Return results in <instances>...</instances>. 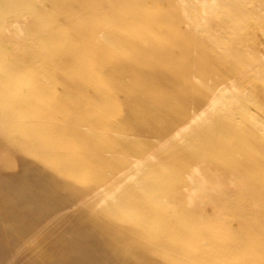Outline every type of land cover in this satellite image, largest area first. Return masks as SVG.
Masks as SVG:
<instances>
[{"label": "bare ground", "instance_id": "1", "mask_svg": "<svg viewBox=\"0 0 264 264\" xmlns=\"http://www.w3.org/2000/svg\"><path fill=\"white\" fill-rule=\"evenodd\" d=\"M47 6L63 8L55 7L60 13L54 16ZM262 18L261 0H0V242L21 246L37 236L31 260L43 264H198L203 255L212 258L210 249L197 245L207 235L190 232L208 219L184 207L196 195L207 206L224 201L223 189L214 187L218 180L214 185L207 175L211 164L228 172L221 178L235 190L257 194L252 175L264 176V135L250 130L246 137L235 120L244 110L240 100L252 95L244 94L242 79L264 84V70L253 73V61L264 56L250 54L256 41L245 34L247 22ZM177 107L179 118L173 116ZM110 130L153 135L161 147L149 138L136 147L130 143L137 138L128 136L126 144L120 140L125 147L119 139L118 145L102 142L107 153L151 146L167 155L144 149V160L129 158L121 172L109 167L115 171L109 180L105 172L92 179L96 168L85 161L87 150L83 160L79 148L67 144L82 141L81 149H88L86 140L107 139ZM8 152L23 155L15 158L18 170L8 164ZM105 154L95 159L114 156ZM86 181L89 186L75 189ZM174 182L181 190H173ZM132 184L142 185L152 202L147 209L132 203L143 195L133 197ZM179 193L187 199L173 201ZM175 205L185 211H171ZM239 221L246 226L243 216ZM191 248L187 258L183 252ZM226 251L234 261L237 250Z\"/></svg>", "mask_w": 264, "mask_h": 264}, {"label": "rangeland", "instance_id": "2", "mask_svg": "<svg viewBox=\"0 0 264 264\" xmlns=\"http://www.w3.org/2000/svg\"><path fill=\"white\" fill-rule=\"evenodd\" d=\"M261 1H264V0H261ZM47 5H48V3H47ZM48 7L49 6H47L48 10H47L46 13H49V15H50V14H52V11H53L54 16L57 15V13H60L59 10L56 11V9H54L55 7L56 8H60V7L63 8L62 6H58V7L57 6H53V7H49V8ZM232 12H233L232 14L235 15V13L237 14L239 11H238V9H235ZM232 14H230L227 17H234V15H232ZM52 16L53 15H51L49 17H52ZM223 16H224L223 13H220V15H218V14L212 15V17H214V18L211 17L210 21L215 24L214 21H217V20L219 21L220 19L223 18ZM57 18H58V20L59 19L61 20L62 17L60 15ZM247 26L248 27H247L246 32H245L247 38L250 39V37H255V41H256L255 42L256 44H254L253 47L250 45V48H248V49H250L249 50L250 54L255 55V53H256V55H257L258 52H259L262 55L261 57H263L264 56V54H263L264 53V34L260 35L259 29L260 28H264V18H262L260 20H257V22H256V20L255 21H249V22H247ZM206 34L207 33H203L201 38H207L208 34L207 35ZM247 54L250 56L249 52ZM249 60H252V57H250ZM253 64L257 65V67H255V68H254V65H253V73H261L264 70V59H260L259 63H256L255 61H253ZM242 80L243 81L241 82V86H242V89H244V94H246V95L247 94H250V95L252 94V95L250 96V99L244 97V98H242L240 100L239 104H241V106L244 107L245 111L244 110L240 111L241 113L240 114L238 113L236 115V120H235L236 124H238V126L240 128L242 127L241 129L245 131L246 137L249 138L251 136V133L249 131L253 130L254 132H256V134H257V136L259 138H262V136L264 135V99H262V98H264V84L262 82H256L255 79H242ZM256 83H258V84H256ZM251 86H252L253 89L252 88L250 89ZM249 90H250V92H249ZM179 109H180V107H177L175 112H174L173 116L176 117V118H179L180 115H181V112L178 114ZM252 121L253 122L254 121L257 122V124L254 125ZM254 129H256L258 131L254 130ZM110 131H111L113 136L109 133ZM110 131L108 132L109 134L107 135V139L102 138V136L98 137V135H97V136H92V138H94L93 140H92V138L86 140L87 143L89 142L88 143V145H89L88 149H81L82 141L79 142L81 147L79 145H77V142L74 143V145L67 144L68 145L67 147H70L71 149H74L75 152L79 148L77 152H80L79 153L80 154L79 157L82 158L83 160H84L83 157H85V153H86V150H87L86 156L89 159L87 160V157H86L85 161L88 164L90 163V165L93 164V166H91L92 169H93V167L96 168V169L92 170L93 174H92V171L90 172V175L96 174L97 175L96 177H99L98 176L99 173L102 174V173L105 172L104 173L105 174V178L104 179H105V181L109 180L111 178V176H110L111 174L110 173L115 172L114 170H110V169H112V168L115 169L117 167L119 169H115V170H118V172L119 171L121 172L122 171L121 167H123V164L125 166V161L128 163V161L129 162L130 161L134 162L136 160H144L146 158L145 156H148L146 154V150H148L147 153L149 151H151L150 152L151 154L156 153L160 157H165L167 155V153L164 150L156 149L157 146H158V148L161 147V146H159V144L161 142L158 141L155 138L156 136L148 135V136L145 137L144 135H146V134H142V133H139L137 131H132V135H126V137H125V136H123L122 133L120 134L119 131H113V130H110ZM118 132H119V134H117ZM135 133H136V135H135ZM128 136H130V137L128 138ZM257 136H256V138L259 139ZM111 137H113V138L111 139ZM118 137H120V138H118ZM99 138L101 139V142H99L100 141ZM127 138L130 139V140L133 139V138H137L135 140L133 139V141L131 140L132 142L130 141L131 142L130 144H133L135 142V145H137L136 147H138V146L141 147L140 145H142V144L145 145L146 142H144V140L147 141L146 138H149L150 141H152L154 139L155 142L152 141L154 144H151V146L152 145L154 147L156 146V148L148 146V147H145V148L141 149L140 153H136V152L123 151L122 148L117 150L118 148L116 147V149L114 148V152H113V150H111V151L107 150L108 153L106 152V150H105L106 148L105 147L107 145H113L115 143H116V145H118L120 140L123 141L124 143L120 141L121 144L119 143L120 144L119 146H121V147L124 146L125 147L126 145H123V144H126V140L128 142ZM117 139H119V141ZM123 139H125V140H123ZM140 139H142V140H140ZM105 140H106V142H105ZM107 140L108 141L111 140V142L109 141L110 143L108 144ZM112 140L114 142H112ZM94 141L96 142V144H97V142L100 143V144L98 143L99 144L98 147H97L98 144L97 145L93 144ZM102 142H103V144H107V145L106 146L103 145ZM139 142H140V144H138ZM142 142H144V143H142ZM111 143H113V144H111ZM116 145H114V146H116ZM127 146H130V145H127ZM131 146H130V148L135 147L134 145H133V147H131ZM183 146H185V143L183 144ZM142 147H144V146H142ZM126 148H128V147H126ZM144 149H146V150H144ZM88 150H92V151H88ZM102 150H103V152H102ZM183 151H184V148H182L181 152H183ZM91 152L94 153V154H92ZM111 152H112V154H114V156H111L112 155V154H110ZM105 153L107 155H109V157L111 156L112 160L109 159L108 161H104V162H103V160H101V161L98 160V161H100L99 162L100 164H99L96 159H98L100 156H104L103 154H105ZM8 154H9L8 157H7L8 164L13 166L14 171L18 170L19 164H18L17 159H18V156L21 155V154L20 153L19 154L18 153H13V152H8ZM106 154H105V156H107ZM128 154H130V155H128ZM21 156H23V155H21ZM15 158H17V159L15 160ZM28 158L30 159V157H28ZM260 165H262V164H260ZM214 166H216V167H214ZM97 167H98L99 170H97ZM109 167H110V169H109ZM214 168H215V170H214ZM208 169H206L207 175L212 177V180L215 183L214 185H216V183L219 182V184H217L214 187L217 188V186L219 185L218 188H220V191H221V189H223V191H221L222 195L223 196L226 195L227 197L225 196V198H227V199L229 198V200H226L222 196V198L224 199L225 202L224 201H220V202H218V204L215 203L216 206H215V204H213L214 206L211 205L212 206L211 207V206H207L206 205L208 201L206 200L205 201L206 203H205L204 202V197H202V196L200 197V196L196 195L194 197L193 196L190 197L191 199L189 198L188 200H186V204H185L184 208L188 209V210L185 211V209H182L183 208L182 205H178V206L175 205L173 207L174 209L171 208L172 209L171 211H177V212H184L185 211V213H187L189 211V214L194 215V216L196 215V218L199 215H202V216H205L208 219V221L203 224L204 227L202 229L200 228L202 225H200L198 227L193 226V228H191L192 230L189 229L190 232H192V231L198 232L199 231V232H202V233L207 235V237L203 236L204 241H200V236H199L198 237V241L199 242H198L197 245L199 246V248L204 247V248L210 249V251L208 253H210V255L213 256L212 258H210L207 255H203V258L200 259V262L197 261V263L198 264H236V263L237 264H264V176H261V178H260V177L255 176L254 174L252 175V176H254L253 178L255 179V183L253 184V186L254 187L256 186V188H257V191H255V193L258 194V195L256 194V196H255V194L250 189L248 190L247 193H246L247 190L246 191L245 190L244 191L243 190H238V189L235 190V187H232V185H234V184H232V182H228L227 180H224V179H227V178H225V175L227 177L228 176V172L226 170L224 171V169L222 171V168H218L216 164L209 165ZM8 172H7V174H8ZM94 172H96V173H94ZM141 172L146 175V172L144 170H142ZM107 173H108V175H107ZM218 176H220V177H218ZM221 176L224 177V179L221 178ZM217 177H218V179H217ZM92 179H95V175H94V177ZM219 179H220V181H219ZM217 180H218V182H215ZM87 181L84 182V183L83 182L82 183L78 182L77 184L75 183L74 184L75 185L74 186L75 189L78 190L80 188V186L82 188L83 187L85 188L86 186H89V183ZM223 181L224 182L226 181V183H228V184L230 183L229 184V188L227 186L228 184L224 183ZM145 183L146 182L143 183V187L144 188H145ZM178 184H179V182L175 183L176 188L178 186L177 189L176 188L174 189L175 186L171 185L173 187V190H178V189L181 190L180 189L181 188L180 187L181 183L179 185ZM223 184H224V186H223ZM225 184H226V187H225ZM247 184L249 185V183H247ZM141 186L138 187V186L132 184V196L133 197H136L137 194L138 195H140V194L142 195L143 194V189L141 190V188H142ZM238 186H240V184H238ZM77 187H78V189H77ZM230 187H232L233 189L230 188ZM226 188H228L229 190L226 189ZM260 189H261V191H260ZM82 190H85V189H82ZM225 190H227L228 193L225 192ZM258 190H259V192H258ZM239 195H241V196H239ZM173 196H174V197H172L173 201H176V200L180 201V199L184 196V193L183 194L179 193L178 196H177V194L173 195ZM183 199H184V197H183ZM185 199H187V198L185 197ZM194 199H196V200H194ZM198 199H200V200H198ZM148 200H149V198L146 196V194H143L141 196V201L135 200V201H132V203L135 204L136 209L145 210L152 203V202H149ZM201 201H203V202H201ZM200 202L202 204H200ZM221 202H223L225 204L222 203L223 204L222 205V204H220ZM203 203H205V204H203ZM226 204L228 206H230V207L226 206ZM221 205H222V207H221ZM177 207H178L179 210H177ZM70 209H73V206H72V208L70 207ZM190 212H192V213H190ZM61 216H62V214L61 215L57 214L52 220L53 221H58L61 218ZM242 216L245 218V225L246 226H244V223L242 225L240 223V221H239V218H241ZM216 217H218L217 220H216ZM219 217L222 218V219H220ZM52 220H51V222H52ZM219 220H222V221H219ZM36 237L37 236H34L33 238H29V239L25 240L21 246H17L14 242H11V241H8V242H5V243H1L0 242V264H43V261L40 260V259L31 260L32 257H33L32 256L33 253L31 252L32 248L37 245L36 240H35ZM211 238H214V239L211 240ZM211 242H213V243L215 242V246H213L214 244L213 245L210 244ZM216 243H217L218 247H216ZM182 246H184L183 242H182ZM229 246H230V248H229ZM211 247H212V249H211ZM208 249H206V250H208ZM227 249H232V250L235 249V250H237V253L234 254V259H233L234 261H232V260H230V259H228L226 257L225 254H227V253H225V252H227L226 251ZM195 250H196V252H199L197 247H196ZM194 252H195L194 248H191L190 250H187V251L183 252V253H185L183 255L187 256V258H188V257L193 256L192 254ZM219 254H220V256H219ZM230 254L233 255L229 251L227 255L231 256ZM191 261H194V260H191ZM232 262H234V263H232Z\"/></svg>", "mask_w": 264, "mask_h": 264}]
</instances>
